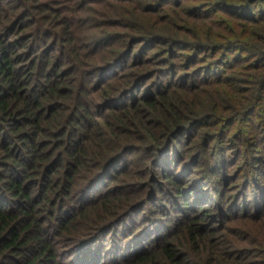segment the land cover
Listing matches in <instances>:
<instances>
[{
	"label": "trees",
	"instance_id": "trees-1",
	"mask_svg": "<svg viewBox=\"0 0 264 264\" xmlns=\"http://www.w3.org/2000/svg\"><path fill=\"white\" fill-rule=\"evenodd\" d=\"M106 1L0 0V264H264V0H119L187 25L112 4L84 34ZM162 194L185 222L88 254Z\"/></svg>",
	"mask_w": 264,
	"mask_h": 264
},
{
	"label": "rangeland",
	"instance_id": "rangeland-1",
	"mask_svg": "<svg viewBox=\"0 0 264 264\" xmlns=\"http://www.w3.org/2000/svg\"><path fill=\"white\" fill-rule=\"evenodd\" d=\"M110 0L106 1L104 4H99L97 2L92 3L91 5H88L87 7H85L86 11L84 12V17H86V27L87 30L84 32V34L86 32H88V34L91 33H99L100 30L102 29H106L105 31H110V30H117V27L114 26H108V27H100V25H98V23H95L99 17L101 15H97L99 11H101L103 8H108L111 7L112 4H114V9L121 11V13L126 16L123 17L127 20H134L136 19L135 17L138 16V14H147V16L149 17L150 15L152 16H157L160 17V14H164L165 19H163V17L158 18L160 19V23L164 26L163 29L165 30H173L175 25V22L177 23H182V24H186V22H184L183 20L179 21V19L175 18V22L174 20H170L169 17H173V16H178L176 12L174 11H167L166 12H160V13H151V12H147V11H143L140 9V7L138 5H136L137 3H132L129 2L127 5H123L122 3L119 2V0H112L111 2H109ZM173 0H169L168 3H171ZM193 2H197V1H193ZM168 6V5H166ZM92 9H89L91 8ZM124 8V9H123ZM146 12V13H143ZM97 15V17H96ZM147 17V18H148ZM102 19V16H101ZM88 20V21H87ZM145 21L149 20V19H143ZM209 20V19H207ZM120 30H128L127 27L123 26L120 28ZM103 31V32H105ZM111 32V31H110ZM223 32H225L223 30ZM85 37V36H84ZM91 37V36H88ZM87 40H89V38H85ZM93 38H90V40ZM221 72H224L223 69L221 70ZM202 77L200 76V79ZM163 169V168H162ZM161 172V169H159ZM169 172H172L174 174H176V176H182L181 178H185L187 175L185 168H182L179 170V166L175 165H169ZM159 179H161L163 181L164 184H166V182H164L165 177L163 176V174L161 175V173H159ZM196 174V179H195V183H193L192 185H190L188 187V190L190 189H194V190H206L207 187L209 186H205L207 185V182H203L201 181V178H197ZM130 179L128 178H122L121 180H119L117 183H115L114 180H110V186H112L114 183L117 186V189L114 190L116 192H129V193H136L138 192V187L137 184H129ZM153 182V181H152ZM171 196L170 195H164L162 194L161 199L158 200L157 202L153 201L150 202L149 204H147L145 207H143V209L141 208V206H138L135 208L134 211H132L131 213H127L125 215H121L119 217H117L116 219H114V224L112 223V225L110 227L107 228H101L100 231H96L94 235L95 239L93 241V249H91V253H88L91 257H93L94 255H96L97 258H101V257H106L103 258V260H109L111 257V245L110 243L114 240V242L116 243H120L122 244V241L129 239V240H133L134 241H138V242H142L143 240L145 241V239L147 238L148 242L150 240H152L155 236L157 231H154V229L152 228V224H153V216L157 215L160 219L158 222V224H162L161 225V231L163 233L168 234V231L170 230V228H173V226L175 225V220H177L179 217L180 221L185 222L187 220L186 215L184 213V211L182 210V207H180L181 205L183 206V204L179 203L177 206L174 205V203L170 200ZM189 202H193L192 198L188 199ZM141 208V209H140ZM181 209V210H180ZM119 218V219H118ZM117 219L119 221H117ZM139 228H141V230H139ZM146 240V241H147ZM149 245V244H148ZM92 248V247H91ZM64 250L65 247H61V250ZM100 261V259H99ZM103 263V261L100 262V264ZM67 264V263H66ZM99 264V263H97Z\"/></svg>",
	"mask_w": 264,
	"mask_h": 264
}]
</instances>
